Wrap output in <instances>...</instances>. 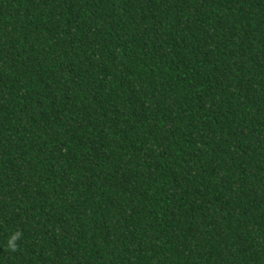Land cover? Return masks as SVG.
<instances>
[{"label":"trees","instance_id":"trees-1","mask_svg":"<svg viewBox=\"0 0 264 264\" xmlns=\"http://www.w3.org/2000/svg\"><path fill=\"white\" fill-rule=\"evenodd\" d=\"M0 264H264V0H0Z\"/></svg>","mask_w":264,"mask_h":264},{"label":"clouds","instance_id":"clouds-1","mask_svg":"<svg viewBox=\"0 0 264 264\" xmlns=\"http://www.w3.org/2000/svg\"><path fill=\"white\" fill-rule=\"evenodd\" d=\"M20 238V233H14L8 241L9 248L13 251L16 249V241Z\"/></svg>","mask_w":264,"mask_h":264}]
</instances>
